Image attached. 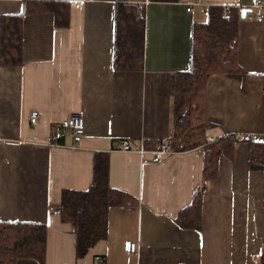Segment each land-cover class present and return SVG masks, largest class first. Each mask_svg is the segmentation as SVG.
<instances>
[{
	"label": "crops",
	"instance_id": "crops-1",
	"mask_svg": "<svg viewBox=\"0 0 264 264\" xmlns=\"http://www.w3.org/2000/svg\"><path fill=\"white\" fill-rule=\"evenodd\" d=\"M24 1L0 0V16L21 13ZM67 1L69 25L57 26L53 12L26 15L23 63L0 64V220L47 225L45 261L17 264H100L97 255L105 264H264V167L251 168V151L264 141V88H245L238 72L208 75L206 138L237 139L232 154L219 157L216 178L205 182L199 145L154 157L180 131L171 83L191 67L194 23L206 21L212 6H237L238 65L264 76V7H252L255 0H125L148 1L144 66L130 71L114 67L115 2ZM73 113L86 124L79 147L57 132L68 130ZM99 152L109 156L111 186L132 198L110 208L107 236L77 257V226L61 214L63 192L92 185ZM130 239L139 241L138 254L127 252Z\"/></svg>",
	"mask_w": 264,
	"mask_h": 264
},
{
	"label": "trees",
	"instance_id": "trees-1",
	"mask_svg": "<svg viewBox=\"0 0 264 264\" xmlns=\"http://www.w3.org/2000/svg\"><path fill=\"white\" fill-rule=\"evenodd\" d=\"M115 2L114 67L120 70H140L144 66L146 20L145 4L125 0ZM172 1V0H153ZM71 3L67 0H25L21 13L0 16V64L23 63V22L28 14L53 12L57 26L70 24ZM204 22H195L192 33L191 67L178 71L172 78L175 118L180 130L170 140L175 151L194 148L207 142L209 124L205 119L204 102L207 77L212 72L243 74L245 88H264V76L243 73L238 65L237 37L241 10L230 7L231 17L223 18V6L208 9ZM247 139H249L247 137ZM235 136L216 138L205 146L207 163L205 182L216 178L218 159L232 154ZM264 167V141L251 151V168ZM205 184V183H204ZM131 196L115 189L109 180V156L99 152L95 157L94 179L85 190H64L61 204L63 220L77 226V257L84 256L108 234V214L112 206L131 202ZM202 205L199 196L194 212ZM200 214V213H199ZM195 219V216H194ZM197 219V218H196ZM47 254V225L35 221L0 220V264H17L21 258L44 262Z\"/></svg>",
	"mask_w": 264,
	"mask_h": 264
},
{
	"label": "built area",
	"instance_id": "built-area-1",
	"mask_svg": "<svg viewBox=\"0 0 264 264\" xmlns=\"http://www.w3.org/2000/svg\"><path fill=\"white\" fill-rule=\"evenodd\" d=\"M148 1L143 2V4H146ZM223 6V18L229 19L231 17V13H230V7L231 5H222ZM252 7H264V0H255ZM249 17L252 18H260L261 15L258 16H251L249 15ZM40 119V112L37 109H34L31 112L30 115V120L31 123L36 125L38 124ZM67 125H68V130L64 131L63 128L61 126H57V132L60 135H66L67 137H69V141L67 142V146L69 147H79L85 131H86V124H85V119L83 117L82 114L80 113H73L68 121H67ZM215 139V137H210L208 141H213ZM207 141V142H208ZM207 142H204L202 145H199L196 148L197 152H204L205 151V146L207 144ZM123 147H128V142L127 141H123L122 143ZM142 152H144V150H141ZM175 152V149L173 148L172 144L170 141H168L167 143H165L160 149H157L156 151H154V157L156 159H161L163 157H165L166 155H169L171 153ZM126 249L128 253H132V254H138L140 252V244L139 241L134 240V239H130L127 241L126 244ZM96 260L100 263V264H105V258L102 255H97L96 256ZM184 264V263H181Z\"/></svg>",
	"mask_w": 264,
	"mask_h": 264
},
{
	"label": "water",
	"instance_id": "water-1",
	"mask_svg": "<svg viewBox=\"0 0 264 264\" xmlns=\"http://www.w3.org/2000/svg\"><path fill=\"white\" fill-rule=\"evenodd\" d=\"M249 11V8L245 7L242 9V17H246L247 12Z\"/></svg>",
	"mask_w": 264,
	"mask_h": 264
},
{
	"label": "rangeland",
	"instance_id": "rangeland-1",
	"mask_svg": "<svg viewBox=\"0 0 264 264\" xmlns=\"http://www.w3.org/2000/svg\"><path fill=\"white\" fill-rule=\"evenodd\" d=\"M210 137H211V136H210ZM210 137H208V140H209ZM212 137H213V136H212Z\"/></svg>",
	"mask_w": 264,
	"mask_h": 264
}]
</instances>
